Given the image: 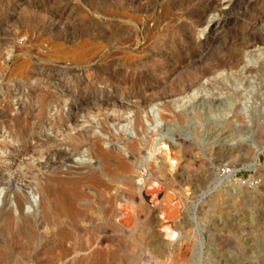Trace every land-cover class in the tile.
<instances>
[{"label": "rangeland", "instance_id": "1", "mask_svg": "<svg viewBox=\"0 0 264 264\" xmlns=\"http://www.w3.org/2000/svg\"><path fill=\"white\" fill-rule=\"evenodd\" d=\"M12 1L0 0V264H92L102 252L107 264H264V152L258 161L249 147L232 156L215 152L200 123L211 116L222 129V109L187 111L185 124L173 113L156 128L145 123L151 147L137 146L127 173L115 156L87 146L98 139L101 149L132 156L126 145L134 135H122V123L109 122L108 131L96 126L78 144L80 151L67 139L90 127L85 111L100 98L142 90L146 82L172 90L199 71L202 59L217 63L234 56L242 62L263 53L264 0H219L202 23L205 4L195 6V0H142L144 6L141 0H73V13L56 28L47 13L59 0ZM190 3L202 15L188 14ZM191 52L201 54L183 57ZM168 59L177 71L167 82L165 69L157 70ZM232 88L219 98L232 95ZM211 97L202 93L195 101ZM249 98L236 99L227 119L235 135L248 132L242 144L255 147L254 121L264 114V100ZM182 102L176 112L194 103ZM75 104L82 109L76 126ZM188 125H196L197 140ZM185 135L191 141L184 150L186 170L175 179L153 177L157 166L175 163L163 157L159 141L177 143ZM176 150L181 153V146ZM244 156L251 158L245 162ZM223 172L232 178L214 188ZM186 187L190 191L182 194ZM58 189L72 194L73 213L57 205ZM141 206L150 214H141Z\"/></svg>", "mask_w": 264, "mask_h": 264}, {"label": "bare ground", "instance_id": "2", "mask_svg": "<svg viewBox=\"0 0 264 264\" xmlns=\"http://www.w3.org/2000/svg\"><path fill=\"white\" fill-rule=\"evenodd\" d=\"M13 1L18 2L19 0H13ZM129 1L133 2L135 0H125V2H127V3H129ZM143 1H145V0H143ZM169 1L171 2V0H169ZM218 1L219 0H195L194 1L195 6H196V3L197 4L198 3H200V4L204 3L205 4L206 12L204 14V17L200 16L201 13L198 9L192 8L193 6H191V3H193V2L190 3V7H191L190 9L191 10H189L187 8H185V10L186 9L189 10V11L186 10L188 14H191L193 16L194 15L200 16L199 20H200V23H202L205 21L204 18L206 16V14L208 12L210 13V11L213 10L214 6L218 4L217 3ZM140 2L142 3V0ZM179 2L181 3L180 0H179ZM73 3H74L73 0H59L58 2H56L55 3L56 6L54 7V9L52 11L50 9V11L47 13V14H49L47 16H50V19H48V20H51V21H49V23L51 22L50 26H52L53 28H56L60 24H65L64 19H68V16L70 15V13L72 11L71 8L74 5ZM147 3H146V5H147ZM174 3H176V2H174ZM182 3H181V5H182ZM234 3L238 4L240 2H238V0H235L233 2V4ZM188 4H189V2H188ZM152 5L150 3V5H148V6L151 7ZM128 6H129V4H128ZM142 6H144V4ZM142 6L140 7V9L142 8ZM200 7H203V6L200 5ZM165 10H167V9H165ZM139 12H141V11H139ZM146 13H147V11H146ZM191 15H190V17H191ZM52 30H54V29H52ZM259 41H261V40H259ZM256 43H258V42H256ZM260 44H263V43L261 42ZM243 45H241V46H243ZM248 47H249L248 45L243 46V49H247ZM134 48H136V47L134 46ZM236 50H237L236 53H238L236 56H238L239 53H241V50L240 49H236ZM200 54H201L200 52L199 53H192L191 52V54L185 53L184 56L183 55L182 56L188 60L193 56L198 58V56ZM263 57H264V52L261 53L260 55H257V56H250L247 61H242V62L236 60L234 58V56L230 57L229 59L225 58L222 61L220 60V62H217V63H213L209 60H203V59L200 60L199 59L200 61L196 62V63H200L199 64L200 65L199 71L197 73L194 72L195 74H192L187 78L184 76L185 79H183V82L180 81L182 83H180V84L177 83V85H174L173 86L174 89L172 88V90L168 89V87H167L168 84L163 85L162 82L161 83L157 82L156 84L149 83L148 86H147L148 82H146V86H144L143 87L144 89H142V90H138L136 92H129V93L126 92L127 93L126 95L117 96V97H107V98L102 99V100L100 98L99 103H97V105H95L94 108L92 107L93 109L85 111L84 118L87 120V122L90 123V127L85 128L81 131H78L75 134H68L67 139L69 140L70 144L75 146L74 150L80 151L79 150L80 147L78 146V144L83 143V140H86V138L91 136L92 135L91 132L93 131V129L96 126L99 127L101 129V131H108L109 130V127H108L109 122H112L113 124L122 123L121 131H120L122 133V135L126 134L127 132H131L135 136V138L133 136V138L131 139L132 140L131 144L126 145L130 149L132 156H130V157L127 156L128 157L127 158V157H125V155L123 156L121 154V151H119V150L118 151L103 150V149H101V147L99 145L98 139L95 140V143L93 145H90L91 143H87V146H90L92 152H95L96 154L106 155V153H107V154H111L112 156H115L120 163L119 167H121V169L123 170V173L124 172L127 173L131 170V167H132L131 165L133 162L132 158L133 159L135 158L134 153H137V146L139 144H144L147 146L148 149H150V147H151L152 142L149 141V138L151 140V137L148 138V136L146 134V128L147 127H146L145 123H148L150 126L156 128L159 126V123L161 121H167L168 119H171L173 116L171 117L170 115H172L171 113H173L174 116L177 117V118H175V117L174 118L179 123L185 124L187 122L186 121L187 119L186 120H184V119L187 118V111L196 112V110L198 108V112L200 111V109H204L205 111H207L206 113H210V112L212 113L215 110L222 109L223 110L222 115L224 117V118L222 117V120L220 121L221 124L223 125L222 129L216 128V126H218V125L216 122H214L212 120L213 118L211 116H208V118H206L205 124L200 123V126L203 125L206 129L205 134L208 133V135H209V136L207 135L208 136L207 140L213 141L211 143L213 144V148L215 149V152L216 151L217 152L219 151L222 153L224 152L225 155L227 154L228 156H232L234 154V152L241 153L243 151V149H245L244 147H249L248 148L249 149L248 154L253 158V160L258 161L259 154L261 152H264V114H260L258 119L256 118L254 121L255 122L254 125L259 126V132L257 133V136L255 138V147H251V144L250 145H243L242 144L241 140H243V138L245 136H247L248 132L245 133V132L241 131V132L237 133V135H235L233 128H232L233 125L231 124V120L227 119V116H228V113L231 112L234 104H236V99H241V101L243 100L244 103H246L245 101L247 99H250L249 97L251 96L254 104H257V101L264 100V85H263V83H264V63L260 64V59H262ZM167 61H169V59ZM171 61L167 62V64L165 66H161L157 70V71H160L162 73V71L165 69V71L163 72V75H165V80L167 82L169 80H172V78H174L175 73L177 71L176 64H173L174 62L171 63ZM188 63H189V61H188ZM190 64H192V62ZM251 64H254V65L256 64V65H258V67L252 66ZM157 71H155V72H157ZM224 71L226 72L225 74H223ZM157 73H159V72H157ZM249 74H250V76H248ZM138 75L140 76L141 74L139 73ZM151 79H153V76H150V81H151ZM167 82H165V83H167ZM233 86H235V89L232 88ZM165 87H167V89L169 91L165 90ZM230 87L233 89L231 92L232 95H229V96H226V98L220 99L219 96L222 95L221 91L222 90L223 91L224 90H230ZM134 90H135V88H134ZM202 93H205V94L211 93L212 97L211 98H200L196 102L195 100L198 99L197 97ZM234 95L236 97L235 100L233 97ZM130 98H137L138 100L129 104L128 100ZM183 98H188L189 100H192L193 102L194 101L195 102L185 111L176 112L175 108L178 107L177 103L179 105V103L182 102ZM86 100L87 99H83L81 103H84ZM85 103H87V102H85ZM246 105L245 106L242 105L241 108H242V110L244 109L242 113H244L245 108H247L248 105L247 106ZM73 107L74 108H72V110H71V111H73V114H74V116H73L74 123L73 124H75V126H76L77 121L75 120V117L77 115H79V113L82 111V109H81L80 105H78V104L77 105L75 104V106H73ZM179 107H180V105H179ZM105 110L111 111V114L110 115L107 114L105 112ZM200 115L201 114H199V116ZM98 116H100V117H98ZM195 118H197V117L195 116ZM203 121H205V119H203ZM187 123H189V122H187ZM195 126L193 127L192 125H188V127L186 126L185 130L186 131L192 130L193 132L194 131L197 132V128ZM200 128H202V127H200ZM222 130H226V131L223 132ZM199 133L201 134V132H199ZM150 134L153 136L154 132L152 131ZM192 135H193L194 139L196 138V140H197V138H199V137H197L198 135L195 134V132H194V134L192 133ZM133 140H134V142H133ZM190 142L191 141L188 140L187 135H185V137H182L179 140V142H177V143H175L174 141L169 140V139L168 140H164V139L160 140L158 143L160 147L158 149H160L163 152L162 153L164 155L163 157L166 160L174 161L175 163L173 166L169 165V164H168L169 166H167L164 163L162 165H160L159 167L157 166V168L153 169V177L160 175L161 177H163L165 179L178 178L181 175V173H183L186 170L185 168H187L184 166L185 165L184 164V156H185L184 150H186L187 145L191 144ZM195 142H197V141H195ZM233 142H236L237 147L232 145ZM84 145H86V144H84ZM193 145H195V143H193ZM196 145H197V143H196ZM176 146H178V148H180V146H181V153H180V151L176 150ZM214 149H212V150H214ZM63 155L64 154L60 151L55 152V157L57 159H61L63 157ZM239 155H238V157H239ZM241 155H243V154H241ZM250 158H246L244 156L243 160L246 162ZM241 162H242V160H241ZM231 176H232L231 173L230 174L229 173L228 174H226V173L220 174L219 177H217L216 181L214 182V188H217L218 186L222 185L223 183L228 182V180H230L232 178ZM3 179H4L3 174H0V182L3 183ZM149 180H152V179H149ZM154 183H155L154 181H150L149 184L153 185ZM189 191H190L189 187H186L182 194H187ZM16 193H19V192H16ZM55 193H56V197H57V205L62 207L65 210L73 213V211H75V210L73 207V196H72V194L69 191L66 192V191H63L60 189L56 190ZM20 196L18 194L16 195L17 207L19 209H21V207H22V202H21ZM185 197H186V195H185ZM186 198H185V200H186ZM130 200H131V198H130ZM134 205H136V204H134ZM150 211L151 210L147 206H141L140 207L141 214L143 212V214L149 215ZM162 247H163V245H162ZM106 261H108L107 257L102 252V253H98V255L95 258V261L92 264H107Z\"/></svg>", "mask_w": 264, "mask_h": 264}]
</instances>
